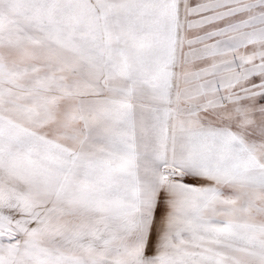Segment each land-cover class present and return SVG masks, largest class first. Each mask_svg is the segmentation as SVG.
Masks as SVG:
<instances>
[{
  "label": "snow or ice",
  "instance_id": "6c2138e0",
  "mask_svg": "<svg viewBox=\"0 0 264 264\" xmlns=\"http://www.w3.org/2000/svg\"><path fill=\"white\" fill-rule=\"evenodd\" d=\"M0 264H264V0H0Z\"/></svg>",
  "mask_w": 264,
  "mask_h": 264
}]
</instances>
